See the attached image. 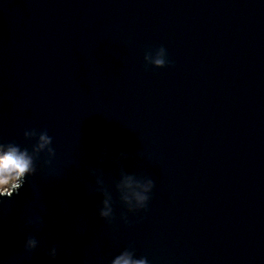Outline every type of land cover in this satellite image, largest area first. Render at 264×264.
<instances>
[{
    "label": "water",
    "instance_id": "95a60500",
    "mask_svg": "<svg viewBox=\"0 0 264 264\" xmlns=\"http://www.w3.org/2000/svg\"><path fill=\"white\" fill-rule=\"evenodd\" d=\"M161 45L171 63L148 64ZM32 128L56 156L0 204V264H110L126 247L264 264V0H0V140L30 147ZM121 167L155 181L147 209L121 201Z\"/></svg>",
    "mask_w": 264,
    "mask_h": 264
},
{
    "label": "clouds",
    "instance_id": "9594fccd",
    "mask_svg": "<svg viewBox=\"0 0 264 264\" xmlns=\"http://www.w3.org/2000/svg\"><path fill=\"white\" fill-rule=\"evenodd\" d=\"M145 61L150 65L163 67L171 63L168 58L167 48L161 45L158 49L145 52ZM26 138H34L35 142L30 147L23 146L14 140H0V204L4 203L6 197L10 198L18 194L26 183L28 177L37 173V161L41 154L44 155V163L51 165L56 156V149L53 146V137L47 130H37L35 128L25 129ZM107 155V149L101 153V162ZM128 154L121 152L113 162L120 164ZM102 168L93 169L92 174L96 176L97 189L103 194L102 207L99 209V215L109 222L115 218L113 195L104 187ZM155 187V181L150 177H139L133 172H128L121 167L120 179L116 184L120 199L124 202L129 212L136 213L141 209H147L151 199L152 190ZM125 223H128L127 213L123 215ZM40 217L33 219L29 217L27 224H36ZM39 240L29 235L24 243L26 250H34L39 245ZM53 260L57 256V248L52 246L47 253ZM110 264H151L147 256L137 257L136 250L133 247H126L116 254L110 261Z\"/></svg>",
    "mask_w": 264,
    "mask_h": 264
}]
</instances>
